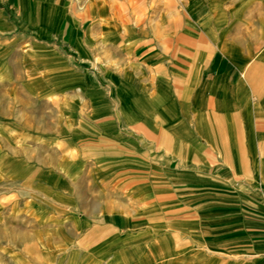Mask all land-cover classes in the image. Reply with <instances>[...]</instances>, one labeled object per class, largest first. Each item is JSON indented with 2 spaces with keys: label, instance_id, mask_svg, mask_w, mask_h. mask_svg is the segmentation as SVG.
<instances>
[{
  "label": "crops",
  "instance_id": "obj_1",
  "mask_svg": "<svg viewBox=\"0 0 264 264\" xmlns=\"http://www.w3.org/2000/svg\"><path fill=\"white\" fill-rule=\"evenodd\" d=\"M0 112V264H264V0H0Z\"/></svg>",
  "mask_w": 264,
  "mask_h": 264
},
{
  "label": "rangeland",
  "instance_id": "obj_2",
  "mask_svg": "<svg viewBox=\"0 0 264 264\" xmlns=\"http://www.w3.org/2000/svg\"><path fill=\"white\" fill-rule=\"evenodd\" d=\"M135 1V0H132ZM166 19L162 18V20L160 21V23L164 24L167 22L168 20V16H165ZM117 18H119L121 21L123 22H130L132 24H141L143 23V19L147 18V21H149V23H153L155 22V16L153 14H149V15H130V16H126V15H119L117 16ZM146 21V22H147ZM158 24V23H156ZM167 35L169 34L168 31L165 32ZM162 37H163V32L161 33ZM106 48H102V50L105 51ZM104 54V53H103ZM28 76H31L32 73L27 74ZM60 95H55V96H51V97H44V98H38L36 96L34 97H30L28 98L29 102L34 106V113H39V114H48V116L50 118L55 117L56 118V114L57 112L54 110L56 108L55 106V102H57L60 97ZM37 109V111H36ZM44 109V110H43ZM39 110V111H38ZM12 116H10L9 112H0V152H3L2 155V161L5 163L10 162L9 159V152L11 150V143H10V136L13 133V128L10 126L9 124V119H11ZM62 147H64L63 143H59V144H50L49 145V150H60L62 149ZM47 149V148H45Z\"/></svg>",
  "mask_w": 264,
  "mask_h": 264
}]
</instances>
